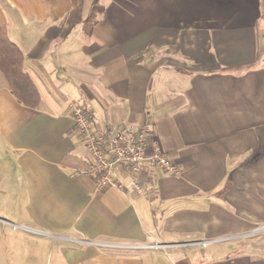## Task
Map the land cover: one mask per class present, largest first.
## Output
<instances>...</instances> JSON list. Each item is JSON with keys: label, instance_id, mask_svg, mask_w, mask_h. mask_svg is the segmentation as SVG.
Masks as SVG:
<instances>
[{"label": "crops", "instance_id": "1", "mask_svg": "<svg viewBox=\"0 0 264 264\" xmlns=\"http://www.w3.org/2000/svg\"><path fill=\"white\" fill-rule=\"evenodd\" d=\"M0 26L39 93L0 70V264H264L190 248L264 224V0H0ZM69 101L148 118L179 175L96 189Z\"/></svg>", "mask_w": 264, "mask_h": 264}, {"label": "built area", "instance_id": "2", "mask_svg": "<svg viewBox=\"0 0 264 264\" xmlns=\"http://www.w3.org/2000/svg\"><path fill=\"white\" fill-rule=\"evenodd\" d=\"M67 106L75 129L92 160L87 174L93 177L96 189L112 186L142 195L143 182L154 169L170 176L179 175V166L152 140L148 118L136 127L130 124L99 127L93 114L82 105L69 101ZM119 174L128 175V183ZM263 229L264 226L255 228L253 232Z\"/></svg>", "mask_w": 264, "mask_h": 264}, {"label": "trees", "instance_id": "3", "mask_svg": "<svg viewBox=\"0 0 264 264\" xmlns=\"http://www.w3.org/2000/svg\"><path fill=\"white\" fill-rule=\"evenodd\" d=\"M0 70L15 99L27 107L39 104V93L23 69V54L0 26Z\"/></svg>", "mask_w": 264, "mask_h": 264}, {"label": "rangeland", "instance_id": "4", "mask_svg": "<svg viewBox=\"0 0 264 264\" xmlns=\"http://www.w3.org/2000/svg\"><path fill=\"white\" fill-rule=\"evenodd\" d=\"M264 226V224L257 226L256 228H260ZM235 232V231H234ZM232 232H224L223 234H218L215 236H212L211 238H198V239H191V241H202L199 244H195L193 246H191L190 248L193 249L192 254L197 253L198 255L200 253L204 252H212L214 255L212 256H208V259H212L213 256L215 257V255L220 256L218 258H221V252L222 250H224L225 252L229 251V249H236V248H241L243 250H245L244 248V243L243 242H249V243H254L257 245H262L264 243V229L261 231H257V232H251L248 235H238L236 236V238H234L235 235H231ZM233 237V238H231ZM242 238V239H241ZM245 240V241H244ZM247 243V244H249ZM246 244V243H245ZM227 257L231 258L232 253L231 251H229V253H227ZM197 255V256H198Z\"/></svg>", "mask_w": 264, "mask_h": 264}]
</instances>
